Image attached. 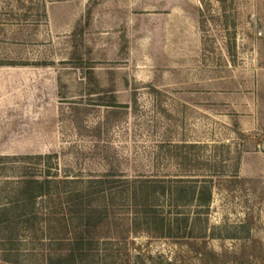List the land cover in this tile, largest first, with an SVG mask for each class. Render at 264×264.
<instances>
[{"label":"rangeland","instance_id":"obj_1","mask_svg":"<svg viewBox=\"0 0 264 264\" xmlns=\"http://www.w3.org/2000/svg\"><path fill=\"white\" fill-rule=\"evenodd\" d=\"M47 170L62 191L114 170L124 212L141 180L208 176L203 205L150 188L205 236L131 233L124 263L264 264V0H0V207ZM64 201L38 206L54 219ZM41 243L0 226V264L63 251Z\"/></svg>","mask_w":264,"mask_h":264},{"label":"trees","instance_id":"obj_2","mask_svg":"<svg viewBox=\"0 0 264 264\" xmlns=\"http://www.w3.org/2000/svg\"><path fill=\"white\" fill-rule=\"evenodd\" d=\"M109 102L107 105L111 107L118 105L114 98ZM195 159L198 164L202 163L200 158ZM206 165L212 167V172L218 170L211 161ZM210 175L221 176L218 172ZM204 177L201 181H164L155 178L141 180L140 182L145 183L142 193L146 191L148 195L142 201H138L136 196L134 204L124 212L114 202L117 195L124 192H115L119 188L114 184L118 179L114 170L96 178L99 183L91 190L93 185L62 191L58 189L55 179L51 178L50 170L41 177L26 174L17 183L10 200L0 207V226L17 231L23 225L24 230L34 235L38 243L42 242L41 250H63L46 254L43 257L45 264H125L131 233L138 235L146 232L152 236L181 240L205 236L204 233L193 235L194 227L187 231L186 226L175 225L150 198V188L153 186L152 188L157 189L161 187L164 193L168 191L176 207L186 206L190 199L196 200L199 205L206 204L212 195V178L208 181V176ZM109 182L112 185L108 187ZM157 189L153 191L155 197ZM62 195L65 196V201L60 208V217L53 219L52 214L39 209L40 200L56 201ZM200 217L198 213L197 219L200 220ZM41 223H48L46 232L40 227ZM46 234L49 235L48 240L53 242L51 245L56 247H47V239L43 237ZM8 240L12 238L9 237Z\"/></svg>","mask_w":264,"mask_h":264}]
</instances>
